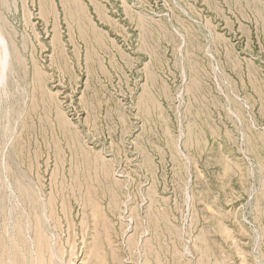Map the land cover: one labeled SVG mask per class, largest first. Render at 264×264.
Listing matches in <instances>:
<instances>
[{"label": "rangeland", "instance_id": "1", "mask_svg": "<svg viewBox=\"0 0 264 264\" xmlns=\"http://www.w3.org/2000/svg\"><path fill=\"white\" fill-rule=\"evenodd\" d=\"M0 264H264V0H0Z\"/></svg>", "mask_w": 264, "mask_h": 264}, {"label": "bare ground", "instance_id": "2", "mask_svg": "<svg viewBox=\"0 0 264 264\" xmlns=\"http://www.w3.org/2000/svg\"><path fill=\"white\" fill-rule=\"evenodd\" d=\"M1 37H0V44H1ZM1 50H2V53H1V56H0V70H2L3 71V69H4V60H5V56H6V54L4 55V50H5V47H2L1 46ZM4 52V53H3Z\"/></svg>", "mask_w": 264, "mask_h": 264}]
</instances>
